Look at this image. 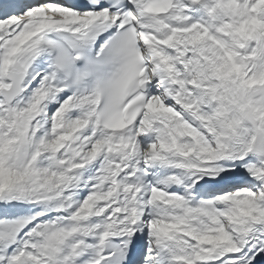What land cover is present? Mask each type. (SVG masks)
<instances>
[{
	"label": "snow or ice",
	"instance_id": "obj_1",
	"mask_svg": "<svg viewBox=\"0 0 264 264\" xmlns=\"http://www.w3.org/2000/svg\"><path fill=\"white\" fill-rule=\"evenodd\" d=\"M0 264H264V0H0Z\"/></svg>",
	"mask_w": 264,
	"mask_h": 264
}]
</instances>
